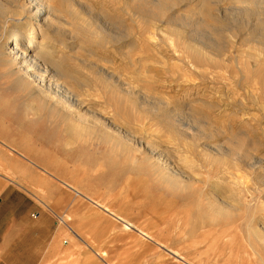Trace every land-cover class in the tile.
Segmentation results:
<instances>
[{"label": "bare ground", "instance_id": "6f19581e", "mask_svg": "<svg viewBox=\"0 0 264 264\" xmlns=\"http://www.w3.org/2000/svg\"><path fill=\"white\" fill-rule=\"evenodd\" d=\"M89 1L90 0H71L72 4H68L67 10L74 15V19L76 20L74 28L76 32L72 33V38H69L64 35L67 34L66 31L69 30L67 27L68 22L60 18V10L54 4L55 0H0V76L6 78L9 81V83L6 85V89L8 90L7 92L10 93L11 91H14L16 93H23L31 96L32 98L41 97L51 105V108H48L49 113L47 114L45 113V110L47 109L44 106H37L33 103H27L28 111H18L8 103V100L5 97H2L1 95L0 146L2 147H0V151L6 153V151L3 149L5 147L11 153V156L16 155L19 157L17 165H20L25 170L27 177L32 179L34 182H39L45 179V177H50L53 180H56L68 191H72L78 197L86 200L102 211H105V213L108 212V214L115 218L117 222L120 221L125 227H131L134 230L139 231L143 237L147 239L152 240V237L149 233L143 232L137 227L138 225H133L126 219L125 216L117 213L118 211L115 212L109 206L94 198L92 194L100 192L103 189H107V184L104 185L105 182L103 183V180L106 178L109 180L110 186H108V190L113 189L114 192L118 191V193H116L118 194V197H120L118 200H121L123 203L126 201V199H129V195L131 197L141 194V197L139 198L141 199V203L152 200L155 197L156 191V186L153 184L155 179L159 181V184L164 186L166 190L168 189L174 192H192L197 187L200 188L201 190L199 195L196 194L194 196H198L199 200L203 202V205L201 204L202 207H207L209 210L211 209L210 212H213V215L222 216L225 213H228L229 215L240 210L243 215H246L248 212L246 209L248 207L246 208V206H242V208H240L238 207L239 204L238 206H233L229 202L221 199L218 192L222 188L226 189L227 187L225 188V186L228 185V187L230 186V192L233 193V190H236V188L234 189L235 184H237L243 187L245 191H250L249 194L245 192V196H247V194L250 195L251 190H253L252 182L250 185L249 181H243L244 178L242 180V177H239L241 173H245L246 176H248V173H251L253 176L255 174L256 178L254 179L256 185L254 186L258 185V188H261L262 191L264 188V157L258 156L257 152H255L256 149H259V147H264V139L262 144L261 142H258V140L261 138L257 140L255 139L256 137H253L258 136L260 132L258 135L254 134L252 136L251 134L253 132H249L248 129L247 133H244L245 127L250 124L247 123V119L246 121H242L246 126H244L240 131L235 130L236 128L234 127L233 123L236 122V117L239 119V116L242 118V116L247 115L248 110L251 109L250 106H253L254 110L257 112H255V116L248 118V122L250 121L251 123H255L254 125H256L257 128L260 126V130L262 129L263 131H261V133H263L262 138H264V125L262 124L261 119V117L264 119V99L258 96V94L264 95V78L262 80V77H258L261 74H264V0H111L113 2H117L116 4L120 5L121 10L125 7L123 10L128 13V18L130 20H139L141 22L136 28L134 27L126 30V33L128 34L126 35L127 37H131L130 35H134L136 33H138V36H142L147 33L150 34V32L156 30V32L166 36L168 41H170L171 44H173L176 48H181L180 50L183 52V54L177 59V61L191 59V62L194 64L193 61L195 60V56L200 57L201 59L202 57H209L208 52L210 51H217V54L219 52L221 53L226 49V47L222 48V46L225 45L220 43L222 42V35H224L226 32L229 33V35L233 38L240 36L244 37V39L249 43H256V45H254V53L250 55L248 54V64L244 65L242 68H238L239 72H245L246 75H238L239 77H237H242L244 79H238L237 81L235 80L236 82L239 81L238 83L242 86L240 87L244 90V95L246 96L247 100L249 99L248 101L250 104H247L244 99H238L236 97V94H238L237 92H231L227 88V90L225 89L226 91H220L218 88H216V84L220 81L221 77H212L209 80L210 83H207V77L201 74L199 76L201 85H196V88L194 86L196 90L189 87L185 88V90L182 88V91L184 90L187 92V95L189 94L191 96L190 93H194L195 91L198 98L200 96H204L205 98L209 97V100H213L211 103L207 99H197L195 101L197 103L199 101L201 102L199 105L207 107V110H209L208 112H212L210 111V108H212V110L217 108V111H221V114H225L224 112L227 111L229 107L238 110L237 113H233V111L232 115L230 114L231 118L228 116L229 119L221 120L222 118H219V122H214L213 119L211 120L209 118L210 116H207V114L206 116L201 117V123L205 129L207 128L208 131L205 136L194 126V121L196 119L198 121V118L195 116L192 117L194 112L190 111V109L193 110L195 108L194 106L198 107V105H194V108L191 107L187 112H185V114H182V112H180L178 109L171 107L168 110H166L167 107L165 109L154 107L150 108V104H148L146 101L147 97H140V100L143 99L144 101H142V103L140 102L139 105L143 104L144 111L152 113L159 121L158 124H160L156 126H151L148 124L150 129H146V136L153 138L155 135L154 132L155 130L157 131V129L154 130L151 127L155 126L156 128H162L161 126L165 124V128L163 129L166 133L164 135H158V131L155 132V136L158 138L164 137L167 144H170L172 140L182 143L186 149L188 148L191 151H184V153L179 157V162H177L178 159L175 154L176 152H179L177 149L178 147H174L175 149H171L172 151L155 147L148 141H145L143 138H139L137 134L133 133V131L122 130L117 124L118 121L116 119L105 116L106 114L102 110L110 109L112 106L117 107L115 110L116 113H114L115 116L120 117V115H123V111L125 109H123L121 106L123 104L120 101L122 94L132 97L139 96L141 94L139 90H136L132 86L125 84L118 72L113 71L110 73L109 71H106L107 69L105 70L101 68L102 66L100 67L99 64H96V66L92 67V70L94 71L95 76L101 80L100 88H85L78 85L81 88V93L76 91V87L72 86L71 89L69 86L64 84V81L62 82V78H67L70 76L66 74L68 72H64V69H62L63 65L61 66L53 57V50L47 49V45H51L53 48H67L68 46H71L70 43L58 41L57 39L63 38L66 39V41L71 39L73 52L75 49V42L73 41L78 38H80L82 42L86 40L88 42V39H92V41L95 40L96 42L93 41L94 44L106 48L109 45L121 43L120 41L123 38L119 32L120 29L112 31L113 33H109L108 30L110 27H108L107 24L103 23L102 25H99L95 23L93 21L94 19L91 17L86 19L83 17V15L79 12V9L84 11L88 10V8H86L87 6L85 7L83 5H87ZM105 1L106 0H102L101 2L105 3ZM223 1H231L234 4L238 3L239 5H244V8H239L237 10L242 19L237 20L236 25H234L233 28H229L230 26L228 27L220 22V19L222 18H220L218 15L220 12L218 5ZM194 3L199 4V8L197 11H195L193 16L195 18L190 17L180 26L175 25L177 28H172L171 22L176 19L174 17L177 8L182 7L183 5ZM27 5L31 7L29 8ZM225 12L227 11L225 10ZM225 16L227 17L226 13ZM10 20L12 23L8 25ZM190 28L192 34L187 31ZM111 29L112 28H110V30ZM210 31H213V34ZM193 33L197 36L204 37L205 39L194 40L192 38V36H195ZM210 33L212 34L213 38L209 37ZM82 38H85L84 41ZM177 42L180 43L181 46L178 45ZM229 43H232V41ZM81 45L82 43L80 46ZM145 48V51H152L151 46H148V44H146ZM144 53L145 55L141 56L139 59L133 58L134 56L131 55L122 56V64L123 62L128 61L129 66L131 67L139 63H157L163 67V71L167 70L169 72L168 74L172 77L174 71L168 69L167 64L163 62L164 56L162 57L160 55L161 57H157L148 55L146 52ZM220 53V56L221 54H224ZM192 54L195 56L193 57ZM215 56V59H219L220 57H217L215 54L212 56V58ZM224 57H222V59ZM247 58L245 57V59ZM172 59L174 60V58ZM105 62L109 63L108 60ZM195 62H197V60H195ZM215 62L218 63V61ZM163 74L166 75L165 73ZM249 74H253L257 80L252 81L253 78H251ZM145 78L147 80L149 76L148 78ZM150 79V83H157L156 80ZM159 79L164 84L168 83L169 86H167L171 89V91H174L172 90L174 88V81L172 78H167L166 76L163 78L162 76V78L159 77ZM225 82L226 81L222 83L225 84ZM207 84H210L211 86L209 87L208 85V87H206ZM126 86L127 88H125ZM159 86L161 87V84ZM240 87L237 89H240ZM231 93H233V95ZM90 98L95 100L92 102L95 108H92L88 105V102H86L89 101L88 99ZM221 101H224V103H221ZM96 108L97 111H95ZM199 108L202 109V106H199ZM196 111H198V109ZM210 114L211 113L208 115ZM220 116L221 115H219V117ZM222 116L224 117V115ZM47 119H49L51 122H54L55 126L65 124L67 128L65 133L67 135L63 140L54 135L50 136L47 134L38 133L39 127L41 124H43V121ZM128 119L132 123L141 121L140 118H135L132 110L129 112ZM222 123H226V125H228V130L230 129V131L226 133L224 132L225 130H221L219 126ZM239 124L242 126L241 123ZM148 126H145V128H148ZM201 127L202 126L199 128ZM23 129L24 132L22 131ZM151 129H153L154 132H148ZM221 135H223V137L226 136L228 140L232 142V145L235 149L231 148L232 150H224L222 149L223 147L221 148V146H218L217 144H209L207 142H205L206 145H199L198 140L196 141V139L200 137L206 140H214L217 137L220 138ZM94 142L97 144H104L106 147L105 151H103V153L96 152V150L92 148L96 146V143ZM192 142H197L196 144L198 145L195 148L199 149V153L204 154L202 155L203 157L205 156L207 158H211L209 159L210 163H215L214 168L209 167L208 164L209 169H206V175L201 178H197V174V177L195 176L196 178H192L190 175L187 176L179 164L181 162L191 167L194 166L195 162L192 156L197 150L195 148L193 149L194 151L191 150V148L194 147ZM52 143H67V145L75 146L73 153L75 156L76 167L73 169V174L75 179H78V182L71 184L61 181V179L56 177L49 169L40 167L31 160L32 158H36L39 155L44 157L45 160H49L50 158L54 157V154L51 152L32 151L31 153H25L14 148L16 145L37 146L50 145ZM187 152L189 154L191 153V157L186 154ZM137 154L141 156L140 159L136 156ZM195 154L197 155V152ZM8 156L10 155L8 154ZM205 159L204 162L206 161ZM235 161H238V164H234ZM206 162H208V159ZM104 165L108 166L106 167L107 171L102 172L100 167ZM196 170L199 173L201 171L199 168ZM235 170L238 171L236 172ZM41 174L45 176L43 177ZM247 178L249 177H246V179ZM82 181H85V183L82 184ZM223 184H225L224 187H222ZM229 189L227 190L229 191ZM255 190H257V187L254 189V191ZM238 193L241 195L243 192L239 191ZM190 194L192 195V193ZM251 195L252 198L255 197L253 194ZM121 196H123V198ZM230 196L234 197L233 194H230ZM110 199L107 198L108 201ZM37 200H39L41 205H45L42 200L38 199V197ZM262 201L264 208V199ZM131 203L132 202L127 205H130ZM243 203L246 204V202ZM135 204L136 202L133 205L131 204V206H134ZM47 207L45 208L48 209ZM193 207L196 208L195 206ZM187 208L189 209L192 207ZM178 210L180 209H177L176 211ZM262 212L263 214H261L263 216L258 218L260 220L264 219V211ZM256 216L257 214L254 215L252 220H258L256 219ZM84 220L89 221V218ZM63 221L65 223L64 225H66L65 227L72 232V235L78 241H81L87 245L94 254L92 255V253H86L83 257V263H80L79 260H76L74 264H102V261L108 264V254L105 251H96L84 237L78 234L74 230V226L69 224L71 218H68L67 222L63 218ZM217 221L219 222V220ZM215 223L218 225L217 222ZM225 223L232 224L230 221ZM91 224H93V222H91ZM209 230L212 231L211 234L217 231V229L216 231H213V229ZM209 230H207L209 232L208 234H210ZM210 235L208 236L210 237ZM250 235H253L256 239L264 240V223L257 222L254 225L253 230L250 231ZM205 238L207 239L208 237ZM155 243L159 247L165 248L163 243L161 244V242L159 243L158 241ZM166 250H168L177 259V261L184 264H194L188 261L185 257L181 256L177 250Z\"/></svg>", "mask_w": 264, "mask_h": 264}, {"label": "rangeland", "instance_id": "374dc122", "mask_svg": "<svg viewBox=\"0 0 264 264\" xmlns=\"http://www.w3.org/2000/svg\"><path fill=\"white\" fill-rule=\"evenodd\" d=\"M101 1L102 0H90L87 5H83L85 7L87 6L86 8H88V10L84 11L79 9V12L85 19L91 17L92 19H94L93 21L99 25H102L103 23L107 24L108 27L112 28L111 30L109 28V33H113L112 31L120 29L119 32L124 38L123 39L121 37V43L109 45L106 48L94 44L93 41L96 42L95 40L92 41V39H88L89 41L87 42V40L84 41L85 38H82V40L84 41L82 42L81 39L78 38L73 41L75 42V49L73 53L72 40L70 39L66 41V39L59 38L57 39L58 41L70 43L71 46H68L67 48H53L51 45H47V49L53 50V57L61 66L63 65L62 69H64L65 73L68 72L66 74L70 76L67 78H62V82L64 81V84L66 86H69V88H71L72 86L76 87V91L78 93H81V88L78 85L85 88H100L101 80L97 76H95L94 71L92 70V67L96 66V64H99L100 67L102 66L101 68L105 70L107 69L106 71H109L110 73H112L113 71L118 72L125 84L132 86L136 90H139L141 94H143L134 97L122 94L120 101L123 104L121 106L125 110L123 111V115H120V117L115 116L114 114L116 113L115 110L117 108L115 106H112L110 109H101L103 112H105L106 117L109 116L108 118L116 119L118 121L117 124L122 130L133 131V133L137 134L139 138H143L145 141H148L150 144L160 149L172 151L173 149H175L174 147H178L177 149L179 150V152H176L175 154L178 159V161L177 159L176 161L179 162L180 155H182L184 151L189 149H186V147H184L182 143L175 142L173 140L170 144H167L164 137L158 138L157 136H155V132L158 131V135H164L166 133L163 129L165 128V124L161 126L162 128L155 127L156 125H160L158 124L159 121L152 113L144 111L143 104L139 105L140 102L142 103V101H144L143 99L140 100V97H147L146 101L148 104H150V108L154 107L165 109L167 107L166 110H168L171 107L178 109L180 112H182V114H185V112H187L191 107H195L193 110L190 109V111L194 112L192 117L195 116L198 118V121L197 119L194 121V126L200 132H202L204 136L208 133V131L207 128L205 129L203 127V124L201 123V117L206 116L207 114V116H210L209 118L211 120L213 119L214 122H219V118H222L221 120L229 119L231 118L230 114L232 115L233 111V113H237L238 110L229 107V109L224 112L225 114H221V111H217V108L215 109L217 112L210 108V111L212 112H208L209 110H207V107H203V105H199L201 104V102L198 101L197 103L195 101L197 99H207L211 103L213 100H209V97L205 98L204 96H200L198 98L195 91L194 93H190L192 97L189 94L187 95V92L184 91L185 88L189 87L195 89L196 85H201L199 78L201 74L207 77V83H210L209 80L212 77H221L220 81L216 84V88H218L220 91H226L228 89L231 92H237L238 94H236V97L238 99H244L247 104H250V102L248 101L249 99L247 100L246 96L244 95L245 92L241 88L242 86L238 83L239 81H236L238 79H244L242 77L238 78L239 76L246 75L245 72H239L238 68H242L244 65L248 64V54L250 55L254 53L253 50L256 43H249L244 39V37L240 36H237V38H233L229 35V33L224 32L225 34L222 35V42H220L222 45H225L222 46V48L226 47V49L224 50L225 52H221L224 53L223 55L219 52L221 54L220 56L219 53L217 54V51H210L208 52L209 57H202L201 59L200 57H196L192 54L193 57L195 56L194 59L197 60V62H195L192 57V59L194 60V64L191 62V59H185V61H177V59L182 56L183 52L180 50L181 48H176L173 44H171L166 36H163L160 33L156 32V30H154L150 32V34H145L146 36H138V33H136L134 35H130L131 37H127L126 35L128 34L126 33V30H128L129 28H136L138 25H140L141 22L139 20H130L128 18V13L123 10L125 7L121 10L120 5L116 4L117 2L106 0L104 3ZM54 4L60 10V18L68 22L67 27L69 30L66 31L67 34L64 35L66 37L72 38V33L76 32L74 30L76 20L74 19V15L67 10L68 4H72L71 0H55ZM243 6L244 5H239L238 3L234 4L231 1H223L218 5V8L220 10L218 15L220 16V18H222L220 19V22L228 27L230 26L229 28H233V26L236 25L237 20L242 19L237 10L239 8H244ZM28 7L30 8L31 6ZM198 8V3L187 4L177 8L174 17L176 19L171 22V27L177 28L175 27V25L180 26L181 24H183V22H186L188 18H195L193 16ZM225 10L227 12H225ZM225 13L227 14V17L225 16ZM11 23L12 21L10 20L8 22V25H10ZM187 31L192 34L191 28ZM210 32L212 33L213 31ZM211 33L209 34V37L213 38V33ZM193 35L195 34L193 33ZM192 38L194 40L205 39L204 37H200L197 35H195L194 37L192 36ZM223 38L226 41H232V43L224 41ZM81 43L83 45H81L82 47L80 46ZM146 44H148V46H151L152 51H145ZM177 44L181 46L180 43L177 42ZM144 52H146L148 55L157 57L164 56L163 62L167 64L168 69L174 71L172 77L168 74L169 72L167 70H164V72L163 67H161V65L157 63H139L135 66L130 67L128 61L124 60L125 62H123L122 64V56L131 55L134 56L133 58L139 59L141 56L145 55ZM215 54L217 55V57L220 56L219 59L217 58L218 60L215 59L216 56L213 57V60L212 56H214ZM222 57L225 58H223L225 61L222 59ZM245 57L247 59H245ZM172 58H174V60ZM106 60H108L109 63H106ZM215 61H218V63ZM162 72L166 75H164ZM249 75L251 76V78H253L252 81L257 80V78H255L253 74ZM162 76L163 78L166 76L167 78L173 79L174 88L172 90L174 91H171V89L168 87V83L164 84L159 79V77L162 78ZM145 77H147L148 79L146 80ZM258 77H262L263 80L264 74H261ZM150 78L152 80H156L157 83H150ZM222 80L226 81L225 84L222 83L224 82ZM8 83L9 81L6 78L0 76V89L2 90H0V97L1 95L2 97H5L8 100V103L11 104L13 108L17 109L18 111H28L27 105L29 103H33L37 106H44L47 109L45 110V113H49L48 108H51L49 102L45 101L41 97L32 98L29 95L16 93L14 91L8 93V90L6 89V85ZM159 83L161 84V87L159 86ZM208 85L209 87L211 86L210 84H207L206 87H208ZM237 86H241L240 89H237L239 88ZM125 88H127V86ZM182 88H184L183 91ZM231 94L233 95V93ZM258 96L264 99L263 94H258ZM88 100L89 101H86L88 102V105L92 108H95L92 103L95 100L93 98H90ZM221 103H224V101H221ZM194 105H198V107ZM199 106H202V109L199 108ZM250 108L251 109L247 112L248 114L242 116L243 120L240 116L238 117L239 119H237V117L235 118L236 122H233L234 127L236 128L235 130L240 131L244 126H246L242 121H246L247 119V123H250L251 126L250 124H248L247 127L249 126L250 128L245 127L244 133H247L248 129L249 132H253L252 134L250 133L252 136L254 134L258 135V133L260 132L259 135L261 137L259 135L253 137H256L255 139L257 140L261 138L262 140L260 139L261 141L258 140V142L262 143L264 138H262L263 133H261V127L259 126L260 128H257L256 125H254L255 123H251L250 121L248 122V118L255 116V112H257L256 110H254L253 106H250ZM195 109H198V111H196ZM131 110L135 115V118H140L141 121H138L137 123H132L129 121L128 117ZM95 111H97V108L95 109ZM209 113L211 114L208 115ZM219 115L221 116L219 117ZM222 115H224V117ZM261 119L262 124L264 125L263 117H261ZM45 121H43V124H41L38 129L39 134H47L50 136L54 135L62 140L65 138V136L67 135L65 133L67 129L65 124L55 126L54 122H51L49 119ZM239 123H241L242 126ZM148 124L151 126L155 125L151 128H153L154 130L157 129V131L155 130V132L153 129L148 131L154 132L155 135H151L153 136V138L146 136V129H150V126H148ZM253 125L255 126V129ZM145 126H148V128H145ZM200 126L202 127L199 128ZM219 127L221 130H225L224 132L226 133L230 131V129L228 130V125H226V123H222ZM22 131L24 132V129ZM223 135H221L220 138L217 137L214 140H206L200 137L197 138L196 141L198 140L199 145L205 144V142H207L209 144H217L218 146H221V148L223 147L222 149L224 150L235 149L232 145V142L229 141L226 136L223 137ZM196 143L197 142H192L194 146L191 148L192 151H194L193 149L197 147L198 144ZM14 148L20 152L25 153H31L32 151L51 152L52 154H54V157L50 158L49 160H45L44 157L40 155L36 158H32L31 160L38 164L40 167L49 169L56 177L61 179V181H65L71 184L78 182V179H75L73 174V169L74 167H76L75 156L73 153L75 146L67 145V143H52L50 145L37 146L16 145L14 146ZM92 148H94L98 153H103V151H105L106 149L105 145L102 143H96V146ZM3 149L4 151H6V153L0 151V216L7 218L10 217L13 212L18 211L17 208L13 205L14 202L7 201L6 199L10 190H16L26 198L25 204L27 205L30 212L28 221L31 223L40 222L46 219L47 221H43V226L50 228V237L48 238V241H46L44 250L40 253L38 260H36V264H74L76 260H79L80 263H83V257L86 253H92V255H94L93 251L87 245H85L81 241H78L72 235V232L65 227V223L61 224L58 222L56 218L57 216L64 218L66 222L68 218H71V221H69L70 223H68L74 226L73 228H75L74 230L78 234L84 237L96 251H105L108 254V264H184L177 261V259L166 249L174 251L177 250V252H179L181 256L185 257L188 261L194 264H264V240L256 239L253 235H250V231L253 230L254 225L257 222L264 223V219H258L259 217L263 216L262 211H264L262 205V200L264 199V188L262 191L261 188H258V185L254 186L256 185L254 179L256 178L255 174L254 176L251 173H248V176H246L245 173H241L240 175L238 174L240 178L242 177V180L244 178L243 181H249L250 185L252 182L253 190H251V194L255 196L253 198L251 194V196L248 195L250 191H245V189H243V187H241L240 185L235 184L234 189L236 188V190H233V193L230 192V186H225V184L222 185V187L225 186V188H227H222L218 192L221 199L229 202L233 206H238L239 204L238 207L240 208H242V206H246V208L248 207L246 209L248 210L246 215H243L240 210L229 215L228 213H225L222 216L213 215V212H210L211 209L209 210V208L207 207H202L203 202L199 200L198 196H194L196 194L199 195L201 189L198 187L192 192H174L168 189L166 190L164 186L159 184V181L154 179L153 184L156 186V191L155 197L152 200H148L146 202L144 201V203H141V199H139L141 197V194H139L140 196L135 195L131 197L129 195V199H126V201L123 203L121 202V200H118V198H120L118 197V194H116L118 193V191L114 192L113 189L108 190V186H110L109 180L107 178L103 180L102 182H105L104 185L107 184V189H103L100 192L92 194L94 198L106 204L115 212L118 211L117 213L125 216L126 219L133 225H138L137 227L143 232L149 233L152 237L151 240L144 238L139 231H136L131 227H125L122 222H117L115 218L108 214V212L105 213V211H102L98 207L78 197L72 191H68L56 180H53L50 177H45V179L39 182H34L32 179H29L25 170L20 165H17L19 157H17L16 155L11 156V153L8 151V149H6L5 147ZM195 149L197 150L195 151L197 152L198 156L195 154L196 152H194V154L192 153V157L195 162L193 167L181 162L179 164L187 176L190 175L192 176V178H196L198 175L197 178H201L206 175L207 168H214L215 163H210L209 159L211 158H207L204 156L206 158L205 159L202 156L204 154L199 153L198 148ZM255 152H257L258 156L264 157V147H259V149H256ZM8 154L10 156H8ZM186 154L191 157V153L189 154L187 152ZM136 156L139 159L141 158L139 154H137ZM204 159L206 161L208 159V162H204ZM236 163L238 164V161H235L234 164ZM106 167L108 166L104 165L100 167L101 171H107ZM198 168L201 170L200 173L196 170ZM235 171L237 172L238 170ZM42 176L44 177L45 175ZM246 177L249 178L246 179ZM83 183H85V181H82V184ZM256 187L257 190L254 191ZM227 189H229V191ZM238 189L239 191L243 192L241 195L238 193ZM224 191H227L228 193ZM245 192L248 193L247 196H245ZM190 193H192V195ZM230 194H233L234 197L230 196ZM242 195L244 196V198ZM37 197L38 199L42 200L45 205H41L39 200H37ZM121 197L123 198V196ZM107 198L111 199L108 201ZM130 202H132V205L135 202L136 204L134 206H131V204L127 205ZM243 202H246V204ZM125 205L128 207H126ZM193 206H195L196 208H194ZM45 207H47L48 209H46ZM187 207L192 208L188 209ZM175 208L176 210H180L176 211ZM24 210L25 209L23 208L21 212L23 213ZM197 210L200 212H198ZM32 214L35 218L32 217ZM37 214L38 216H36ZM255 214H257L256 219L258 220H252ZM86 218H89V221L84 220ZM217 220H219V222ZM227 221H230V223L232 224L225 223ZM91 222H93V224H91ZM215 222H217L218 225H216ZM210 226L213 227L211 228ZM209 229H213V231H216L217 229L216 232H213L214 236L213 234H211L212 231H210ZM207 230L210 231L211 235L208 234L209 232ZM208 235H210V237ZM205 237H208L210 239H206ZM154 241H158L159 243L161 242V244L163 243L165 248L159 247ZM103 263L106 264V262L102 261V264Z\"/></svg>", "mask_w": 264, "mask_h": 264}, {"label": "crops", "instance_id": "0c3cea01", "mask_svg": "<svg viewBox=\"0 0 264 264\" xmlns=\"http://www.w3.org/2000/svg\"><path fill=\"white\" fill-rule=\"evenodd\" d=\"M6 199L18 211L7 218L0 216V264H36L50 237V228L43 226L47 220L30 223L26 198L16 190H10Z\"/></svg>", "mask_w": 264, "mask_h": 264}, {"label": "built area", "instance_id": "2783aa9c", "mask_svg": "<svg viewBox=\"0 0 264 264\" xmlns=\"http://www.w3.org/2000/svg\"><path fill=\"white\" fill-rule=\"evenodd\" d=\"M36 216H38V214H37ZM56 218H57V220H58V222H59V223H61V224H62V223H64V221H63V218H62V217H60V216H57Z\"/></svg>", "mask_w": 264, "mask_h": 264}]
</instances>
